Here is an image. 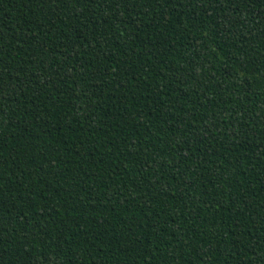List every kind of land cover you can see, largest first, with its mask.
I'll use <instances>...</instances> for the list:
<instances>
[{"label":"trees","instance_id":"16d2710c","mask_svg":"<svg viewBox=\"0 0 264 264\" xmlns=\"http://www.w3.org/2000/svg\"><path fill=\"white\" fill-rule=\"evenodd\" d=\"M264 0H0V264H262Z\"/></svg>","mask_w":264,"mask_h":264},{"label":"snow or ice","instance_id":"6c2138e0","mask_svg":"<svg viewBox=\"0 0 264 264\" xmlns=\"http://www.w3.org/2000/svg\"><path fill=\"white\" fill-rule=\"evenodd\" d=\"M42 3H50L56 7H59L61 4H64L65 0H41ZM262 264H264V257L261 258Z\"/></svg>","mask_w":264,"mask_h":264}]
</instances>
